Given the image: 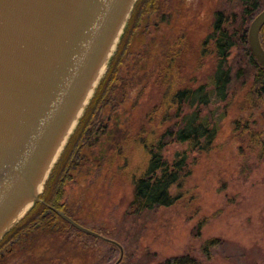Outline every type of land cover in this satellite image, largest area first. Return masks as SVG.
Wrapping results in <instances>:
<instances>
[{"label":"rangeland","instance_id":"1","mask_svg":"<svg viewBox=\"0 0 264 264\" xmlns=\"http://www.w3.org/2000/svg\"><path fill=\"white\" fill-rule=\"evenodd\" d=\"M256 1L264 7V0ZM177 2L185 3L173 15L171 24L164 23L158 28L150 21L143 23L141 30L150 28V37H183L180 56L173 63L177 75L173 90L197 88L216 72L214 41L208 39L214 31L216 13L238 21L243 7L240 0ZM141 30L133 38L136 52L150 42L140 34ZM154 55V50L145 48L142 57L145 63L137 67V76L151 71ZM235 55L236 49L229 56L230 64ZM243 68L247 74V66ZM168 76L164 78V87L141 80L136 85L132 91V100L137 101L135 107L129 108L122 119L124 124L110 126L115 141L104 142L91 168L79 177L80 184L68 181L64 200L69 210L79 219L74 217L77 224L87 229L101 228L118 238L130 264H156L182 255H190L202 264H264V144H253L249 135L264 131V103L251 93L254 82L250 76L243 75L232 83L226 117L220 123L212 150L189 154L188 177L182 186L170 191L179 196L176 203L138 212L130 208L135 189L133 179L141 177L149 165V155L141 148L142 140L156 139L165 130L176 129L175 117L161 123L165 107L153 115L154 121L146 119L163 102L172 79ZM184 110L187 112L188 108ZM127 134L130 141H125ZM186 148L187 144L169 141L163 154L173 160ZM108 155H113L112 159ZM210 239L220 243L206 255L203 246ZM105 250L104 262L114 264L119 250ZM65 253L66 259L72 257L71 253ZM33 258L35 264H45L38 255Z\"/></svg>","mask_w":264,"mask_h":264},{"label":"trees","instance_id":"2","mask_svg":"<svg viewBox=\"0 0 264 264\" xmlns=\"http://www.w3.org/2000/svg\"><path fill=\"white\" fill-rule=\"evenodd\" d=\"M240 1L243 13L238 21L224 19L222 13H216L214 31L208 37L214 41L213 54L217 60L214 76L197 88L185 87L179 90H173L177 77L173 63L180 56L179 49L183 37L180 39L177 36L163 35L150 37V28L143 27L141 30V26L143 23L150 24V21H154L152 24L158 28L164 23L171 24L173 15L181 11L185 2L179 3L177 0L137 1L109 69L81 119L75 137L72 136L67 145L70 148L73 140L81 132L79 140L72 146L73 152L70 157L65 156L63 160L61 159L62 161L59 160L60 162L57 163L46 183L40 201L0 242V264H35L36 259L33 258L35 255H38V258L45 264H106L104 262L105 249L115 250L116 247L67 224L59 216L45 215L46 206L50 205L64 210L66 216L74 219V212L69 210V204L64 200L67 191L66 183L70 181L68 178L73 174L72 184H79L81 182L78 180L79 177L91 168L94 163L93 158L97 157L100 152L98 150L102 151L104 142L115 141L110 126L124 124L122 119L129 108L131 106L134 108L137 103L132 100V91L137 88L136 85L140 80L154 86L164 87L166 83L164 78L168 75V78L172 79L167 86L164 100L155 107L153 113L147 114L146 119L154 121L156 116L153 115L161 113V107H165L166 113L161 123L175 117L173 126L176 129L165 130L156 139L150 137L146 141L142 140L141 148L149 155V165L141 177L133 179L135 189L130 208L138 212L154 207H169L176 203L179 196H173L170 191L175 186H182L188 177L190 153H208L212 150L220 123L226 117L232 83L241 79L243 75L250 76L254 82L251 93L264 103V69L252 55L247 36L249 24L264 7H260V3L256 0ZM140 30V34L146 36V40L149 38L150 42L136 52L132 47L133 38ZM260 39L264 48V27ZM145 48L155 51L154 63L151 64L150 72L143 71L139 77L135 71L141 62L145 63L142 59L145 55ZM234 49H236V55L233 64H230L229 56ZM244 65L249 70L247 74L243 72ZM184 108H188V111L185 112ZM86 132L88 134L84 136ZM249 135H252L253 144H264V131L257 134L249 132ZM130 139L131 137L127 134L125 141H130ZM82 140L83 144H81ZM169 141L187 144L186 150L177 153L173 160H168L163 154ZM259 153L262 155V150ZM108 157L112 159L113 155H108ZM35 222H61L62 224H34ZM79 225L85 227L83 224ZM90 230L118 240L112 234L102 231L101 228L99 230L92 227ZM118 242L121 243L119 240ZM219 243L217 239H210L203 246L204 253L210 255L211 250ZM95 246L98 247L97 250L94 249ZM65 252L71 253L72 257L66 259ZM122 264H130L126 253ZM156 264L202 263L190 255H182Z\"/></svg>","mask_w":264,"mask_h":264},{"label":"water","instance_id":"3","mask_svg":"<svg viewBox=\"0 0 264 264\" xmlns=\"http://www.w3.org/2000/svg\"><path fill=\"white\" fill-rule=\"evenodd\" d=\"M138 0H0V242L40 201ZM264 8L248 46L264 69ZM60 215L116 247L121 243Z\"/></svg>","mask_w":264,"mask_h":264},{"label":"flooded vegetation","instance_id":"4","mask_svg":"<svg viewBox=\"0 0 264 264\" xmlns=\"http://www.w3.org/2000/svg\"><path fill=\"white\" fill-rule=\"evenodd\" d=\"M79 128V127H78ZM78 130V129H77ZM77 132V131H76ZM76 133H74V135H75ZM88 134V132H86L85 133V135L84 136H86ZM73 135V136H74ZM80 136H81V132L78 134V136L76 137V139H74L73 140V142H72V145L70 146V148H69V146H67V148L64 150V152H63V154H62V156H61V158H60V160L62 159H64V157L66 156V158H68V157H70V155H71V153L73 152V145L79 140V138H80ZM75 137V136H74ZM84 138V137H83ZM79 143V142H78ZM81 144H83V140L81 141ZM69 145V144H68ZM76 146V145H75ZM74 146V147H75ZM78 149H80V148H78ZM78 152V151H77ZM61 160V161H62ZM60 162V161H59ZM58 162V163H59ZM59 165V164H58ZM72 168H74V167H72ZM69 172V171H68ZM73 175V174H72ZM74 176H75V174H74ZM64 179V178H63ZM68 179H70L71 180V177H69ZM67 184V183H66ZM80 184V183H79ZM74 185H77V184H74ZM65 194H67V191H66V193ZM42 203H44V204H46L44 201H42ZM47 207V211H46V213H45V215H56V216H59V217H61V218H63L61 215H60V213H62V214H64L65 216H66V214L64 213V210H60V209H57V208H55V207H53V206H50V205H47L46 206ZM66 217H68V216H66ZM69 218V217H68ZM64 219V218H63ZM71 221H73V222H75L76 223V221L73 219V218H69ZM65 220V222L67 223V224H71L69 221H67L66 219H64ZM34 224H62L61 222H48V223H44V222H35ZM77 224V223H76Z\"/></svg>","mask_w":264,"mask_h":264}]
</instances>
